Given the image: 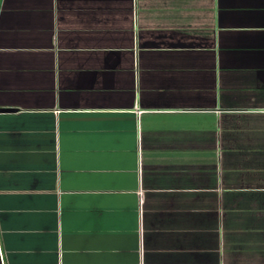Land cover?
<instances>
[{
	"label": "crops",
	"instance_id": "1",
	"mask_svg": "<svg viewBox=\"0 0 264 264\" xmlns=\"http://www.w3.org/2000/svg\"><path fill=\"white\" fill-rule=\"evenodd\" d=\"M0 109V264H264V0H0Z\"/></svg>",
	"mask_w": 264,
	"mask_h": 264
},
{
	"label": "water",
	"instance_id": "2",
	"mask_svg": "<svg viewBox=\"0 0 264 264\" xmlns=\"http://www.w3.org/2000/svg\"><path fill=\"white\" fill-rule=\"evenodd\" d=\"M10 110L8 109H0V113H3V112H9Z\"/></svg>",
	"mask_w": 264,
	"mask_h": 264
},
{
	"label": "built area",
	"instance_id": "3",
	"mask_svg": "<svg viewBox=\"0 0 264 264\" xmlns=\"http://www.w3.org/2000/svg\"><path fill=\"white\" fill-rule=\"evenodd\" d=\"M138 194H139V197L141 196V193L140 192H138Z\"/></svg>",
	"mask_w": 264,
	"mask_h": 264
}]
</instances>
